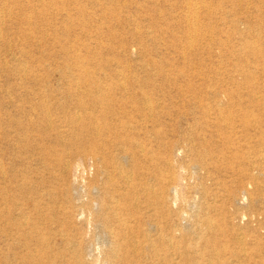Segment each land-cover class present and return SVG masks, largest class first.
Instances as JSON below:
<instances>
[{
  "label": "rangeland",
  "instance_id": "rangeland-1",
  "mask_svg": "<svg viewBox=\"0 0 264 264\" xmlns=\"http://www.w3.org/2000/svg\"><path fill=\"white\" fill-rule=\"evenodd\" d=\"M115 169L167 264L264 263V0H0V264L27 199L51 263L110 264Z\"/></svg>",
  "mask_w": 264,
  "mask_h": 264
},
{
  "label": "bare ground",
  "instance_id": "bare-ground-1",
  "mask_svg": "<svg viewBox=\"0 0 264 264\" xmlns=\"http://www.w3.org/2000/svg\"><path fill=\"white\" fill-rule=\"evenodd\" d=\"M186 1V0H185ZM193 3V2H192ZM9 6V5H8ZM192 7V6H191ZM194 8V7H193ZM2 12V11H1ZM8 13V11H7ZM11 14V13H10ZM190 15V14H189ZM188 15V16H189ZM194 15V13L192 14V16ZM192 24V22H191ZM247 27V26H246ZM194 30V29H193ZM192 31V35H193ZM240 32V31H239ZM148 33V32H147ZM230 35H232V33H230ZM243 35V34H242ZM194 37V36H193ZM137 64V63H136ZM82 70V69H81ZM83 72V71H82ZM123 74V72H122ZM120 78V77H119ZM124 80V79H123ZM41 90V89H40ZM62 92V91H60ZM127 92V90H126ZM76 94V93H75ZM41 95V94H40ZM143 96V95H142ZM145 96V95H144ZM148 99V98H147ZM140 100H142L140 98ZM102 101V100H101ZM103 102V101H102ZM145 102V101H144ZM153 102V101H152ZM220 102V101H219ZM221 103V102H220ZM151 104V103H150ZM87 106V104H86ZM77 109V108H76ZM95 112V111H94ZM73 115V114H72ZM68 122V121H67ZM126 126V125H125ZM109 131V130H108ZM73 134V133H72ZM51 135V134H50ZM60 135V134H59ZM109 135V134H108ZM46 136V135H44ZM73 136V135H72ZM18 137V136H16ZM92 137V136H91ZM9 138V137H8ZM57 138V137H56ZM125 138V136H124ZM207 138V137H206ZM133 140V139H132ZM61 141V140H60ZM64 141V140H63ZM113 141V139H112ZM115 141L117 142V140L115 139ZM124 141V139H123ZM52 142H54L52 140ZM140 142V141H139ZM16 143V142H15ZM22 143V142H21ZM62 143V142H61ZM176 144V142H174ZM185 143V142H184ZM48 144V143H47ZM111 144V143H110ZM64 145V144H63ZM71 145V144H70ZM100 146H96L95 148L97 150H93L91 152H84L85 151V147L83 148V152L81 153L83 155V157L87 156V155H91V157H93L94 159L99 158V160L101 161H106V159L104 158V156L101 154V151H99L100 149H103V144H99ZM114 145V144H113ZM112 145V146H113ZM237 145V144H236ZM66 146V145H65ZM77 148V146H75ZM111 147V146H110ZM171 147V146H170ZM173 147V146H172ZM178 147V146H177ZM176 148V146H175ZM66 149V148H65ZM93 149V148H92ZM90 148V150H92ZM99 149V150H98ZM112 150V149H111ZM180 150V149H179ZM70 151V150H69ZM81 151V150H80ZM151 152V151H150ZM197 152V151H196ZM115 153V152H114ZM126 153V152H125ZM172 153V151H171ZM32 154V153H31ZM75 154V153H73ZM157 154V153H156ZM225 154V153H224ZM227 154V153H226ZM233 154V153H232ZM243 154V153H242ZM64 155V154H63ZM114 155V154H113ZM112 155V156H113ZM202 155V154H201ZM50 157V155H48ZM61 156V155H60ZM125 154L123 155V157L125 158ZM135 157L134 154L132 155H128ZM156 156V155H155ZM228 156V154H227ZM261 156V155H260ZM58 157V156H57ZM143 157V156H142ZM148 158V156H146ZM161 157V156H160ZM35 158V156H34ZM52 158V157H51ZM64 158V157H63ZM77 158V157H76ZM92 159V158H91ZM115 159V158H114ZM161 159V158H160ZM86 160V159H85ZM58 160H56L57 162ZM55 162V163H56ZM59 162V161H58ZM72 163V162H71ZM75 163V162H74ZM152 164V162H151ZM48 166V165H47ZM126 169V167H125ZM259 169V168H258ZM63 170V169H62ZM117 170V169H115ZM233 170V169H232ZM261 170V169H260ZM259 170V171H260ZM50 171V170H49ZM118 171V170H117ZM145 171V170H144ZM143 171V172H144ZM147 171V170H146ZM145 171V172H146ZM149 171V170H148ZM101 172V171H100ZM120 173V175H123V182L121 184V187L126 189L127 192L122 193L121 192V196H118L117 198H115L114 200L111 201V203L106 207V210L108 212V217L106 218V226L108 227V225L110 224H114V227L116 226L118 229H116L115 231H110L111 235H112V240H111V244L109 245L108 248V254L110 255V257H108V261L111 264H114V261L112 260H117L118 264H167L172 263L170 261L169 252L166 253H162L160 251L159 248V244L161 245V238H157L156 236H153L152 234L154 233H150V232H146L145 234H143L145 239H142V241L138 238L139 234L143 233V231L145 230L141 224L138 222V218H137V213L132 212L131 216L129 217H121V212H123V210H125L127 208V206L133 202V198H134V193H137L138 191V187L139 184L134 182V178L132 177V175L128 174V173H124V171L121 169L118 171ZM38 175V174H37ZM50 175V174H49ZM67 175V174H66ZM176 176V174H175ZM174 176V177H175ZM210 176V175H209ZM113 178V177H112ZM75 179V178H73ZM176 179V178H175ZM173 180V179H172ZM65 181V180H64ZM116 181V180H115ZM244 181V180H243ZM242 181V182H243ZM162 182V181H161ZM250 182V181H249ZM61 183V182H60ZM72 183V182H71ZM247 183L243 182L241 186H245ZM63 184V183H62ZM174 184V183H173ZM232 184V182H231ZM22 185V184H21ZM172 186V184H170ZM230 185V184H229ZM258 185V184H257ZM256 185V186H257ZM20 186V185H19ZM59 186V185H58ZM57 186V187H58ZM63 186V185H62ZM94 186V185H93ZM73 187V185H72ZM164 187V186H162ZM166 187V186H165ZM168 187V186H167ZM219 187V186H218ZM231 188V185L228 186ZM227 187V188H228ZM63 188V187H62ZM140 188V187H139ZM161 188V187H160ZM91 189V188H90ZM173 189V188H172ZM57 191V189H55ZM144 191V194H148V196L150 198H152V196L155 195V189L153 188V186L151 184H145V186L142 189ZM63 191V190H62ZM244 194H248L247 190H243ZM64 192V191H63ZM164 191H162L163 193ZM242 192V191H241ZM30 193V192H29ZM55 193V192H54ZM96 193V192H95ZM35 194V193H34ZM151 194V195H150ZM186 194V193H185ZM254 194V193H252ZM173 196V195H172ZM63 197V196H62ZM73 197V196H72ZM171 197V196H170ZM170 197L168 199H170ZM28 198V197H27ZM41 198V196H40ZM136 198V196H135ZM164 198V197H163ZM18 199V198H17ZM34 199V198H33ZM71 199V198H70ZM73 199V198H72ZM139 200V199H138ZM153 202V201H152ZM99 203V202H98ZM183 203V201H182ZM43 204V203H42ZM71 204V203H70ZM145 204V203H144ZM148 204V203H147ZM202 204V203H201ZM81 205V204H80ZM131 205V204H130ZM19 206V205H18ZM54 206V205H53ZM141 206V205H140ZM143 206V205H142ZM216 206V205H215ZM18 208V217L13 218V219H9L7 222L8 225V229H9V233L6 234V240L10 241L11 246L16 245L17 243H20L21 240V246H22V252L19 253H14L11 256V264H17V263H13V262H17L18 264H59L58 262H53L50 261V258L53 256L55 258V254L58 257H62V251L61 250H56L55 248H51V238L49 236H47L46 234L43 233V231L41 230L42 227H39L37 225V223L34 222L31 214H30V210L32 211H38L39 213H41V207L39 204H37L36 202L32 201V199H27L24 200V202L17 207ZM129 208V207H128ZM136 209V206H135ZM9 210V209H8ZM160 210V209H159ZM142 211V210H141ZM10 212V211H8ZM147 212V211H146ZM167 213V212H166ZM178 213V212H177ZM49 214V213H48ZM150 214V213H149ZM179 214V213H178ZM3 213L2 211H0V222L2 220V216ZM135 216V220H132L131 217ZM4 217V216H3ZM166 217V216H165ZM88 220V219H87ZM186 220V219H185ZM200 220V219H199ZM88 222V221H87ZM93 222V220H92ZM215 222V221H214ZM213 219L210 217H205L203 218V223L206 226H209L210 228H213L215 230L214 227H216V224H214ZM1 224V223H0ZM93 225V224H92ZM96 225V224H95ZM48 226V225H47ZM78 227V226H77ZM87 227V226H86ZM106 227V228H107ZM1 228V227H0ZM72 228V227H71ZM144 229V230H143ZM49 231V230H48ZM156 231V230H155ZM45 232V231H44ZM1 233V232H0ZM3 233V232H2ZM90 233V232H89ZM93 233V232H92ZM15 234H17L16 236H14ZM103 235V234H102ZM13 236V237H12ZM18 236V237H17ZM97 237V236H95ZM72 238V237H71ZM91 238V237H90ZM104 238V237H103ZM89 239V238H88ZM83 241V240H82ZM166 243H171L172 242V237L169 235L167 236V238L164 240ZM96 242V241H95ZM94 243V242H92ZM159 243V244H158ZM241 243V242H240ZM69 244V242H68ZM164 244V243H163ZM163 246V245H161ZM241 247V246H240ZM50 248V249H49ZM1 249V248H0ZM162 249V248H161ZM208 249V248H207ZM191 250V249H189ZM212 250V248H211ZM240 250V249H239ZM87 251V248L81 246L78 248L77 250V254H85V252ZM213 251L215 252V254H218L221 252V250L219 249V247H213ZM6 252H8L6 250ZM234 252V251H233ZM206 253V252H205ZM245 253V252H244ZM8 254V253H7ZM203 254V253H202ZM242 254V253H241ZM3 255V254H1ZM0 255V261L2 259V256ZM6 257H9L6 256ZM130 258V259H129ZM105 259V258H104ZM150 261L149 263H147V261ZM230 260H228L229 262ZM199 264H214L211 260H203V261H199ZM231 263V261H230ZM243 263V262H242ZM106 264V263H105ZM264 264V263H263Z\"/></svg>",
  "mask_w": 264,
  "mask_h": 264
}]
</instances>
